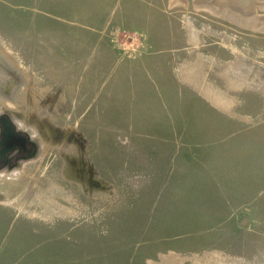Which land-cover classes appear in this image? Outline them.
I'll return each mask as SVG.
<instances>
[{
	"label": "rangeland",
	"instance_id": "obj_1",
	"mask_svg": "<svg viewBox=\"0 0 264 264\" xmlns=\"http://www.w3.org/2000/svg\"><path fill=\"white\" fill-rule=\"evenodd\" d=\"M5 110L0 264H264V0H0Z\"/></svg>",
	"mask_w": 264,
	"mask_h": 264
},
{
	"label": "flooded vegetation",
	"instance_id": "obj_2",
	"mask_svg": "<svg viewBox=\"0 0 264 264\" xmlns=\"http://www.w3.org/2000/svg\"><path fill=\"white\" fill-rule=\"evenodd\" d=\"M1 116H4L5 118L8 117L12 122L14 123L10 112L8 111H0V130L3 129V118ZM15 130L16 135H12V137L8 140L7 145L10 143L13 145L12 148L8 151H6L4 154H0V168L1 167H15L18 165L20 160L25 159L26 157L32 155V153L35 150V144L30 138L29 134L25 133L24 130L19 129L15 123ZM26 135L29 136L30 142L26 140ZM1 139V135H0Z\"/></svg>",
	"mask_w": 264,
	"mask_h": 264
},
{
	"label": "water",
	"instance_id": "obj_3",
	"mask_svg": "<svg viewBox=\"0 0 264 264\" xmlns=\"http://www.w3.org/2000/svg\"><path fill=\"white\" fill-rule=\"evenodd\" d=\"M3 118V129L0 130V154H4L6 151L10 150L12 148V144L10 143L7 145L8 140L12 137V135H16V130L14 123L12 120H10L8 117L1 116ZM27 134V132L25 131ZM26 140L30 142V138L28 135H26Z\"/></svg>",
	"mask_w": 264,
	"mask_h": 264
},
{
	"label": "bare ground",
	"instance_id": "obj_4",
	"mask_svg": "<svg viewBox=\"0 0 264 264\" xmlns=\"http://www.w3.org/2000/svg\"><path fill=\"white\" fill-rule=\"evenodd\" d=\"M215 10V9H214Z\"/></svg>",
	"mask_w": 264,
	"mask_h": 264
}]
</instances>
